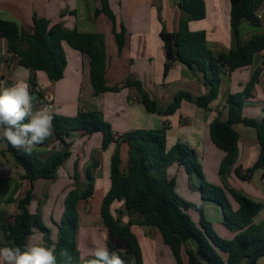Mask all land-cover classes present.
Listing matches in <instances>:
<instances>
[{
    "label": "crops",
    "instance_id": "1",
    "mask_svg": "<svg viewBox=\"0 0 264 264\" xmlns=\"http://www.w3.org/2000/svg\"><path fill=\"white\" fill-rule=\"evenodd\" d=\"M182 0H108L111 10L117 20V32L121 25L125 28V46L122 52L114 34L113 22L104 14L97 15L102 8V0H0V19L17 23L20 33H34V18L47 19L51 25L62 24L68 30H76L80 34H100L105 37L107 48L106 78L110 88L118 87L119 92H106L94 95L90 78V59L63 44L67 57V67L64 78L52 82L44 72L32 73L19 65V59L8 53V42L0 36V90L11 86L19 79H25L30 84L32 76L36 77L37 86L30 91L41 96L42 101L49 99L51 114L75 117L80 111L95 110L103 113L107 122L112 125L116 136L124 135L135 130H162L166 125L167 150L172 149L177 142L196 150L199 161L203 166L206 180L214 185L223 186L219 175L221 162L225 153L218 149L211 140L209 126L215 119L226 121L229 116L227 99L231 94L242 92L252 79L254 72L262 67L263 53L254 57L253 64L224 75L218 98L209 109L203 110L192 102L183 100L178 111L171 116L149 113L141 102L140 90L131 83H140L145 91L161 108L171 104L180 92L189 93L194 97L208 92L202 73H192L185 65L176 62L168 75L164 76L167 64L166 50L161 38L165 29L168 33H176L179 22L185 15L180 3ZM206 17L201 21L189 24L192 32L205 31L208 47L214 56L228 53L237 48L238 37L230 24V0H204ZM259 26L243 20L240 24L239 39L245 43L254 36L264 33V4L258 11ZM31 86V85H30ZM244 116L250 119L264 120V71L260 74L251 97L244 105ZM238 137L239 158L232 167L227 184L241 196L256 203L263 204V209L255 218L257 224L264 223V170L258 169L250 181L241 180L237 171L243 174L251 168L261 156V146L256 131L244 124L233 127ZM68 142L70 158L58 170L57 180H37L31 185L22 180L19 169L13 158L3 154L6 146L0 142V197L4 194L0 211L5 218L2 222L11 223L19 213L17 202L8 204L7 199L14 194L15 199L22 198L28 190H32L29 211L42 217L45 226L51 230L54 243L58 239V225L62 223L65 213L67 195L75 189V166L77 164L81 175V190L86 185L87 171L94 163L98 165L92 170L94 175V193L87 201L78 204L79 233L78 247L80 259L84 262L94 258L92 253L98 246L109 247V232L101 216L102 203L111 189L110 171L111 160L116 145L111 144L102 151L103 136L101 133L88 135L84 132H74ZM66 146L52 140L45 145H37V150L44 155L53 151H64ZM128 146L121 148L122 166L128 162ZM125 156L127 162L123 165ZM176 173V174H175ZM175 174V175H174ZM170 178L179 176L184 182L185 189L181 196L192 204L204 209L206 219L213 225L217 233L226 240L236 236L224 225L221 207L212 202H205L201 193L192 186L197 181H191L183 167L177 164L168 169ZM188 181V182H187ZM73 185V186H72ZM237 209V205L233 204ZM115 218L121 219L122 224H128L130 219L123 203L116 202L112 206ZM197 211L190 210L195 223L200 217L194 216ZM132 232L136 235L142 251L143 264H177L171 250L164 244L158 230L151 227L133 225ZM4 233L0 230V247L4 246ZM42 242L44 234L35 230L29 238V243ZM184 264L188 263L185 253L182 255ZM224 264L227 255L223 254ZM240 264H248V260ZM256 264H264V255Z\"/></svg>",
    "mask_w": 264,
    "mask_h": 264
},
{
    "label": "trees",
    "instance_id": "2",
    "mask_svg": "<svg viewBox=\"0 0 264 264\" xmlns=\"http://www.w3.org/2000/svg\"><path fill=\"white\" fill-rule=\"evenodd\" d=\"M264 0H230V24L238 37L237 48L228 53L214 56L208 47L205 31L192 32L189 24L201 21L206 17L204 0H182L180 7L184 16L179 22L176 33H168L165 29L161 38L166 50V77L174 63L185 65L192 73H202L208 92L194 97L189 93L180 92L174 101L165 108L141 90L140 83L127 82L126 86L134 85L140 90L141 102L149 113L164 116L174 115L183 100L192 102L196 107L208 110L220 92L222 77L253 64L254 57L263 53L262 67L257 69L249 84L242 92L231 94L227 99L229 116L226 121L215 119L209 126L210 137L214 145L226 155L221 162L219 175L223 186L208 182L204 175L203 166L199 161L196 150L177 142L167 150L166 125L162 130H135L124 135L116 136L112 125L107 122L100 111H80L75 117L53 114L54 135L43 145L52 140L67 148L64 151H53L49 155L32 150L13 148L4 140V151L13 158L16 166L22 170L20 178L31 185L37 180H57L58 170L70 158L69 148L72 142L68 139L74 132H84L88 135L101 133L103 136L102 151L115 144V152L111 160L110 182L111 189L105 196L101 216L109 232V252L120 255L124 264H143L142 251L136 235L132 232L133 225L151 227L158 230L164 244L171 250L177 264H184L182 255L185 253L189 264H224L223 254L227 255V264H240L253 254L264 249V223L257 224L255 218L263 209V204L256 203L241 196L227 184L232 167L239 158L238 137L233 131L237 124L253 128L261 146V156L245 174L237 171V176L244 181H250L258 169L264 170V120L250 119L244 116V105L248 100L260 74L264 71V33L254 36L243 43L239 39L240 24L243 20L254 26H259L258 11ZM106 15L114 24V34L120 52L125 46V28L117 32V20L111 10L108 0H102V8L97 15ZM0 36L8 42V53L16 55L19 65L32 73L44 72L50 81L58 82L64 78L67 67V57L63 44L87 55L90 59V78L94 95L106 92H119L118 87L110 88L106 78L107 48L105 37L100 34H80L76 30H68L62 24L51 25L47 19L34 18V33L23 36L17 23L0 19ZM30 85L34 91L37 86L36 77L32 76ZM32 91V92H33ZM34 94V92H33ZM41 98L40 95L35 94ZM27 122V121H25ZM128 146V162L123 168L121 148ZM177 164L183 167L197 184V189L205 202H212L221 207L224 225L236 236L231 240L220 237L213 225L206 219L204 209L200 205L187 202L176 193V181L168 175V169ZM94 163L87 171V185L81 190V175L75 166V189L65 200V213L62 223L58 225V239L54 243L51 230L44 225L42 217L29 211L32 190L26 191L22 198L15 199L12 194L7 203L17 202L19 213L11 223L2 222L5 218L0 211V230L4 233V246L20 247L22 250L28 244L35 230L44 234V245L55 247L57 264H88L93 258L84 262L80 259L78 247L80 201H87L94 193L93 169ZM5 195L0 197V206ZM123 203L128 217L132 220L122 224L121 219L115 218L112 206ZM233 204L237 205V209ZM190 210L200 214L199 223H195ZM67 257H71L69 261Z\"/></svg>",
    "mask_w": 264,
    "mask_h": 264
},
{
    "label": "clouds",
    "instance_id": "3",
    "mask_svg": "<svg viewBox=\"0 0 264 264\" xmlns=\"http://www.w3.org/2000/svg\"><path fill=\"white\" fill-rule=\"evenodd\" d=\"M25 79L15 81L0 90V140L13 148L31 152L54 135L53 119L47 107H39V97L30 91ZM27 121V122H25ZM66 258L70 261L71 257ZM88 264H124L120 255L109 252L106 246L94 249ZM0 264H57L55 247L42 242L20 247H0Z\"/></svg>",
    "mask_w": 264,
    "mask_h": 264
},
{
    "label": "rangeland",
    "instance_id": "4",
    "mask_svg": "<svg viewBox=\"0 0 264 264\" xmlns=\"http://www.w3.org/2000/svg\"><path fill=\"white\" fill-rule=\"evenodd\" d=\"M128 150V149H127ZM127 153H128V151H127ZM127 162V156H125V158H124V161H123V165L125 164ZM176 174V173H175ZM174 174V175H175ZM206 178V177H205ZM195 180V179H194ZM87 181V180H86ZM175 181H176V188H175V190H176V193L181 197V198H183L182 196H181V192H183L184 191V189H185V186H184V182L182 181V179L179 177V176H177L176 178H175ZM188 182V181H187ZM73 186V185H72ZM184 199V198H183ZM185 200V199H184ZM187 201V200H186ZM187 202H189V201H187ZM189 203H192V202H189ZM196 205V204H195ZM194 216H197V218H199L200 217V214H199V212H196V213H194ZM192 219H193V221L195 222V217L193 218L192 217ZM215 229V228H214ZM215 231H216V229H215ZM217 232V231H216ZM218 234V233H217ZM219 235V234H218ZM220 236V235H219ZM221 237V236H220Z\"/></svg>",
    "mask_w": 264,
    "mask_h": 264
},
{
    "label": "water",
    "instance_id": "5",
    "mask_svg": "<svg viewBox=\"0 0 264 264\" xmlns=\"http://www.w3.org/2000/svg\"><path fill=\"white\" fill-rule=\"evenodd\" d=\"M47 100L50 102L49 99H47ZM262 255H264V249H262V250L256 252L255 254H253V255L248 259V264H256L257 259H258L260 256H262Z\"/></svg>",
    "mask_w": 264,
    "mask_h": 264
},
{
    "label": "built area",
    "instance_id": "6",
    "mask_svg": "<svg viewBox=\"0 0 264 264\" xmlns=\"http://www.w3.org/2000/svg\"><path fill=\"white\" fill-rule=\"evenodd\" d=\"M15 57L18 58L16 55H15ZM42 103H43V107H47L49 111L52 109V106H51V104L49 103V101L47 100V98L44 99V100L42 101Z\"/></svg>",
    "mask_w": 264,
    "mask_h": 264
}]
</instances>
